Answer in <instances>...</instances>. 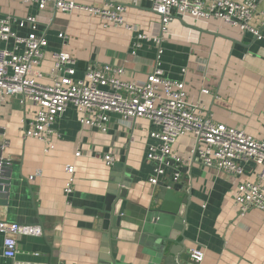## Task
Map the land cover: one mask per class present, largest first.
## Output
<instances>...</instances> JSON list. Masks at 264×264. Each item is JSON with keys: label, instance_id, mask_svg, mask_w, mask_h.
I'll return each mask as SVG.
<instances>
[{"label": "crops", "instance_id": "crops-1", "mask_svg": "<svg viewBox=\"0 0 264 264\" xmlns=\"http://www.w3.org/2000/svg\"><path fill=\"white\" fill-rule=\"evenodd\" d=\"M68 1L97 8L108 1L121 3L127 8L124 20L131 31L109 23L104 27L98 18L83 14L62 16L52 5L38 14L20 0H0V18H39L37 34L48 40L36 68L43 75L41 82H51L53 55L65 51L76 58L79 72L89 62L123 67V80L141 86L155 65L153 39L161 37L159 68L164 77L184 82L187 101L198 103L214 122L264 140V40L216 20L194 21L188 16L177 17L161 34L159 20L145 2ZM251 25L264 34V1ZM13 30L27 35L26 30ZM61 33L64 39L58 37ZM12 47L0 43V49ZM203 88L210 93L201 94ZM34 111L17 96L0 95V160L10 163L0 169V221L41 229L40 236L18 238L14 260L2 257L0 235V264H112L100 260L107 246L116 255L114 264H154L155 249L174 233L169 243L185 250L184 264H194L189 259L191 249L203 250L200 264H264V212L253 210L240 217L232 202L237 183L256 182L254 165L237 179L206 169L191 159L195 139L188 135L173 145L171 167L153 186L149 179L154 164L146 156L148 146L157 142L149 137L150 122L111 116L110 130L102 134L82 126L80 114L69 109L54 124L53 148L45 152L44 143L24 136ZM105 154L113 156L111 167L102 159ZM118 165L122 172H113ZM69 166L74 168L73 184L66 196ZM175 166L181 174L176 182ZM126 170L131 183L123 191L126 203L115 226L116 238L104 243L112 225L98 214L110 179H123ZM164 189L174 192L170 200ZM120 204L117 210L123 209ZM181 208L184 221L164 226V220Z\"/></svg>", "mask_w": 264, "mask_h": 264}, {"label": "built area", "instance_id": "built-area-1", "mask_svg": "<svg viewBox=\"0 0 264 264\" xmlns=\"http://www.w3.org/2000/svg\"><path fill=\"white\" fill-rule=\"evenodd\" d=\"M133 4L145 2L158 18L160 33L167 32L177 18L188 16L194 21L216 20L225 26L236 28L264 40V34L251 25L256 9L264 0H127ZM22 5L34 6L38 14L52 5L55 13L64 15L83 14L101 20L104 27L112 24L131 28L125 24L127 8L121 3L108 1L102 8L77 5L68 0H20ZM40 20L28 15L16 18L5 15L0 18V43H12V50L0 49V95L17 96L22 105L35 107L34 115L24 130L25 138L45 144V152L53 148L54 124L67 110L80 114L79 123L89 129L107 134L111 116L122 120L143 119L150 122L149 137L157 142L148 146L146 159L154 164L149 183L157 185L171 167L172 147L179 138L193 136L195 144L191 159H196L206 169L237 179L243 176L248 165L258 169L256 182L237 183L232 202L238 215L243 217L253 210L264 212V140H256L244 132L214 122L198 103L187 101L185 84L164 77L159 68L162 54L161 37L153 39L157 46L155 65L147 74L145 82L137 86L123 80L125 69L109 64L89 62L79 72L76 58L65 51L53 55L50 83L41 82L43 75L36 68L41 64L43 51L48 46L45 36L37 34ZM26 30L22 36L13 30ZM59 38L64 39L61 33ZM143 38V36H140ZM78 75V76H77ZM201 94L208 95L203 88ZM79 156V153H76ZM111 167V154L102 157ZM73 166L66 169L68 179L64 194L72 193ZM178 166L174 167L172 179H180ZM2 257L14 260L17 240L21 236H40L37 226L18 225L0 221ZM189 259L200 264L204 259L202 249H191Z\"/></svg>", "mask_w": 264, "mask_h": 264}, {"label": "water", "instance_id": "water-1", "mask_svg": "<svg viewBox=\"0 0 264 264\" xmlns=\"http://www.w3.org/2000/svg\"><path fill=\"white\" fill-rule=\"evenodd\" d=\"M2 157V156H1ZM1 159V158H0ZM10 165L9 161L7 160H0V166H1V170L6 169L8 166ZM126 169V168H125ZM122 165L120 168V165L118 166H114L113 167V172L115 171H121L122 172ZM128 170H126V173L124 175V177L122 176L123 179H120L118 177L115 178H111L110 179V183L111 186L108 187V191H107V198L105 200V205L103 210H101V212L98 214V217L100 219H104L107 221H110L112 227L110 228L109 231H107L106 234V238L104 237V243L105 241L107 243H112L111 241L115 240V226L118 223V218L119 216H121L123 214L124 211V207H123V203L125 205L126 203V199L124 197V193L123 191H126L127 188L130 187L131 181L130 178L128 177ZM128 175V176H127ZM0 184H3V182L1 181ZM2 188V187H1ZM162 192H164V194H166L165 198L167 200L171 199V196L174 195V192L172 190H162ZM164 198V196L162 197ZM118 202H122V208H120V210H117L116 206L118 204ZM182 203L184 205L187 204V200H183ZM119 205V206H120ZM175 212V214L173 213V215L171 217H168L167 219L164 220V226L165 225H172L174 223H180V221H184V215L182 212V208L178 211H173ZM172 218V219H170ZM166 228V227H165ZM175 230H180V228L178 226H175L174 228ZM174 235L175 233L170 237L169 236V241L165 244H162L159 248L155 249V253L153 254V260H154V264H184L183 261V255L185 253V250H183L182 246L181 249L179 250V248L175 247H171L170 246V241L174 239ZM162 240L165 241V238L162 237ZM113 246V245H112ZM111 245L109 246L110 249L112 247ZM105 247V245H104ZM104 249V248H103ZM100 260H102V262L104 263H112L114 264V261L116 260V255L114 252L110 251L108 252V246L104 249V251L102 252V255L100 256Z\"/></svg>", "mask_w": 264, "mask_h": 264}]
</instances>
